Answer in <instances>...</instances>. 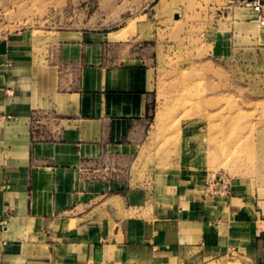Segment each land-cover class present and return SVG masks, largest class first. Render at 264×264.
Segmentation results:
<instances>
[{
	"label": "crops",
	"instance_id": "crops-1",
	"mask_svg": "<svg viewBox=\"0 0 264 264\" xmlns=\"http://www.w3.org/2000/svg\"><path fill=\"white\" fill-rule=\"evenodd\" d=\"M154 1L122 0L112 26L0 38V264H229L260 248L264 209L236 182L213 195L178 172L123 176L153 113Z\"/></svg>",
	"mask_w": 264,
	"mask_h": 264
},
{
	"label": "rangeland",
	"instance_id": "rangeland-1",
	"mask_svg": "<svg viewBox=\"0 0 264 264\" xmlns=\"http://www.w3.org/2000/svg\"><path fill=\"white\" fill-rule=\"evenodd\" d=\"M121 1L0 0V38L91 27L97 18L112 26L125 11L112 8ZM249 1L155 0L149 7L158 50L153 113L142 146L123 164L125 178L222 173L264 209V0L260 12ZM263 242L246 262L229 264H264Z\"/></svg>",
	"mask_w": 264,
	"mask_h": 264
},
{
	"label": "built area",
	"instance_id": "built-area-1",
	"mask_svg": "<svg viewBox=\"0 0 264 264\" xmlns=\"http://www.w3.org/2000/svg\"><path fill=\"white\" fill-rule=\"evenodd\" d=\"M243 2L246 3V0H243ZM246 5L251 6L258 12L262 9L261 0L249 1ZM230 185L229 178L225 174L218 173L210 178L209 183L207 184V191L213 195H221L223 193H228Z\"/></svg>",
	"mask_w": 264,
	"mask_h": 264
},
{
	"label": "water",
	"instance_id": "water-1",
	"mask_svg": "<svg viewBox=\"0 0 264 264\" xmlns=\"http://www.w3.org/2000/svg\"><path fill=\"white\" fill-rule=\"evenodd\" d=\"M175 17L177 18L178 16H177V15H175Z\"/></svg>",
	"mask_w": 264,
	"mask_h": 264
}]
</instances>
